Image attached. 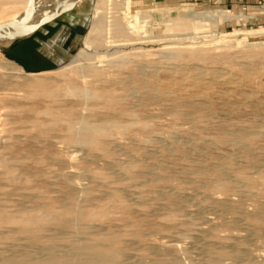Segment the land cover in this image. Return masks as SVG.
I'll list each match as a JSON object with an SVG mask.
<instances>
[{
    "label": "rangeland",
    "instance_id": "rangeland-1",
    "mask_svg": "<svg viewBox=\"0 0 264 264\" xmlns=\"http://www.w3.org/2000/svg\"><path fill=\"white\" fill-rule=\"evenodd\" d=\"M97 2L78 5L86 11L69 56L47 73L28 76L0 53V252L76 243L56 224L67 214L86 240L119 235L131 256L147 248L154 260L174 244L183 264L210 220L224 250L240 237L264 260V223L252 235L244 225L264 214L263 14L216 1L108 0L92 37ZM190 10L246 18L183 30ZM114 19L147 39L115 37ZM26 223L42 225L39 242Z\"/></svg>",
    "mask_w": 264,
    "mask_h": 264
},
{
    "label": "bare ground",
    "instance_id": "bare-ground-1",
    "mask_svg": "<svg viewBox=\"0 0 264 264\" xmlns=\"http://www.w3.org/2000/svg\"><path fill=\"white\" fill-rule=\"evenodd\" d=\"M106 1L108 0H98L97 2L94 15H93L92 26L89 32V34L92 37L97 34V30H99V26L102 23V10H103L102 7ZM63 2L64 1L59 2L58 0H32V9H31L32 13L30 17L31 21L34 22L40 19L41 17L51 14ZM29 3H30V0H0V24L14 22L15 20H17L25 12ZM114 7L120 8L122 7V4L120 2L114 1ZM139 16L141 19L143 18V15L140 13H139ZM183 16L191 20L189 22L179 24L180 28H182L183 30H194V29H199V28H205V27L212 26V25H215L219 22H223L226 20L246 18L244 16H240V17L232 16L231 14L223 10H212V11H207V12H195V11L190 10L189 12H186ZM110 27H111V33L115 37L126 38V40L130 42L131 41L143 42L142 40L147 39L146 37H142L143 36L142 35L143 33L141 32L142 29L138 25L131 24L130 22L125 21L123 25V24H120L117 19H114L111 21ZM84 44L87 45V42L86 43L84 42ZM72 61L74 60H71V62ZM12 66L15 67L14 65ZM43 74H45V72L27 73L28 76H38V75H43ZM151 78L153 79L154 76H151ZM31 81L36 84L40 83L39 79L31 80ZM236 82L237 81H233L232 83H236ZM239 183L244 184V185L248 184L244 180H239ZM258 215L256 216V215L248 214V216L244 218V225L247 228H249L247 231L248 234L252 235L254 232H256L259 225L264 223V214L262 215V217L260 216L258 217ZM70 217L71 216L65 214L57 219L56 224L58 228L63 231L65 235V240L71 237L70 235H72V233L77 234L75 235L76 238L74 239L76 243H73V244L67 243L61 248L59 246L58 247L59 249L56 251L52 248L51 244H39L37 245L36 251L32 254V256L30 254L27 255L23 252L22 254L20 253L17 254L16 252L11 251V253L9 254L4 253L5 255L0 252V264H183L180 261L181 258L179 259L181 255L180 256L178 255L180 250L182 251L183 249H179L180 247L178 248L177 245H174L171 243L172 245L166 246L163 249L162 248L159 249L161 251H160V254L158 255L159 256L162 255L163 257L162 259H158V260L148 259L145 256V252L147 248L146 250H144L145 252L142 251L135 256H131L129 252L127 251V250H130L129 247L131 245L129 244L130 246H128L129 242L127 241L128 242L127 243L121 236L111 234L93 243L89 240H86L83 237V233L81 230H78L76 227H72L73 222L71 221ZM241 219H242V216H241ZM203 222H205L204 224H206L207 228L201 230L200 242L198 243V246L194 244L195 246H197L196 249L198 250V253H197V250L195 252H192L196 254L197 256L195 257V255L193 254L195 258L190 259V261L188 260L190 264H264V260H260V261L252 260L242 250L243 239L240 237H237L236 240H233L234 243L232 242L231 245L232 247H234V249L232 248V250L228 249L230 251H226L227 249L222 248L221 244H219L217 241H213V238L215 237V235L213 232V228H212L213 224H211V221L206 220ZM223 222L224 221H222V223ZM41 229H42V225L35 226V225L26 223L21 226V230L25 233H32L33 239H36L37 242H39V235L37 233ZM196 241L194 242L197 244ZM8 246L10 247V245ZM155 248L152 247L151 249H155ZM192 248H190L191 251H192ZM185 250L187 251V249ZM190 257H192V254L190 255Z\"/></svg>",
    "mask_w": 264,
    "mask_h": 264
},
{
    "label": "crops",
    "instance_id": "crops-1",
    "mask_svg": "<svg viewBox=\"0 0 264 264\" xmlns=\"http://www.w3.org/2000/svg\"><path fill=\"white\" fill-rule=\"evenodd\" d=\"M67 1V0H65ZM80 2L69 11H66L50 22L42 25L32 34L0 42V53L20 67L25 73L46 72L49 68L59 66L69 56V44L79 25L77 15H82L86 8L79 7ZM203 2L216 1L225 7H241L253 9L258 12L257 19H264V0L262 7L258 6V0H202ZM263 16L261 17V15ZM5 58V59H6ZM7 60V59H6Z\"/></svg>",
    "mask_w": 264,
    "mask_h": 264
},
{
    "label": "water",
    "instance_id": "water-1",
    "mask_svg": "<svg viewBox=\"0 0 264 264\" xmlns=\"http://www.w3.org/2000/svg\"><path fill=\"white\" fill-rule=\"evenodd\" d=\"M80 1L81 0H67L66 2L64 1L51 14L47 15L46 17H41L40 19L32 22L30 19L32 13V0H30V3L22 16H20L14 22L0 24V42L11 41L32 34L42 25L55 19L60 14L71 10Z\"/></svg>",
    "mask_w": 264,
    "mask_h": 264
},
{
    "label": "flooded vegetation",
    "instance_id": "flooded-vegetation-1",
    "mask_svg": "<svg viewBox=\"0 0 264 264\" xmlns=\"http://www.w3.org/2000/svg\"><path fill=\"white\" fill-rule=\"evenodd\" d=\"M58 1H59V2H62V1H65V0H58ZM76 5H77V4H76ZM76 5H75V6H76ZM75 6H74V7H75ZM74 7H73V8H74Z\"/></svg>",
    "mask_w": 264,
    "mask_h": 264
}]
</instances>
